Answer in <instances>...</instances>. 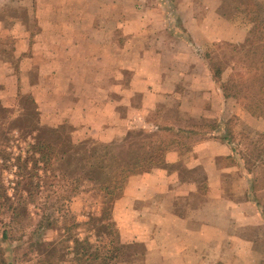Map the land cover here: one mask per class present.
Masks as SVG:
<instances>
[{"label": "rangeland", "instance_id": "obj_1", "mask_svg": "<svg viewBox=\"0 0 264 264\" xmlns=\"http://www.w3.org/2000/svg\"><path fill=\"white\" fill-rule=\"evenodd\" d=\"M206 2L0 0V135L4 133L10 138L6 146L10 162L4 166L0 160V182L9 196L14 198L25 193L16 186L21 178L15 175L24 172L16 167L24 160L33 181L53 176L50 171L46 175L41 162L38 164L40 172L36 170L35 173L38 155L29 148L40 137L58 144L57 155L65 165L76 150L86 147L84 145H113L110 146L112 151L132 140L137 145L141 138L134 135H138L144 126L147 127L145 132L154 133V139L162 145L172 147L181 141L189 150L207 134H219L234 151L233 156L218 162L228 169L222 183L225 196L232 202L248 203L243 207L246 215L239 210L233 224L224 217L207 218L221 228L212 231L208 257L210 254L213 259L215 256L230 259L232 264H264V117L253 116L246 108L253 90L237 93L241 89L238 74L256 73L243 69L245 62L242 60H232V50L245 43L247 38L253 48L263 44V35L258 39L252 33L256 31L253 28L257 22L264 19V0H218V12L230 17L229 25L216 21L188 23L193 16L206 17ZM202 27L220 39L204 40ZM193 31H200L194 40L190 37ZM235 32L241 36L246 33L248 37L234 36ZM208 57H212L213 62ZM215 65L222 68L219 82L212 80L214 71L209 68ZM165 82H172L174 87ZM233 85L239 88L231 89ZM173 88L175 94L170 95L168 92ZM221 94L230 95L226 97L229 100L222 115L218 114L217 104L204 102L211 96L212 99L220 98ZM114 101L118 103L119 115L128 121L122 123L116 140L111 142L105 141V137L113 136L106 131V124L110 122V106ZM181 101H185L184 110L199 112L205 107L211 108L212 113L201 119L184 116L180 110ZM28 116L32 117L29 126ZM140 117L148 124H142L138 120ZM37 123L39 127L33 133L31 126ZM17 124L28 126V129L18 133ZM172 126L193 134L180 136L169 130ZM39 129L46 131L40 136ZM51 130H59V133L54 135ZM186 148H183V155L189 159ZM196 173L195 178L203 181L202 173ZM200 184L203 194L208 188L204 182ZM136 188L142 190L140 196L143 199H130L119 207L117 204V212L114 206V212L112 208L117 240L127 248L125 259L119 264H168L162 259L161 249L165 247L166 239L168 250H173L172 254L178 252L176 233L160 227L163 215L149 212L138 215L134 210L138 207L162 212L177 210L182 217H190L186 206H201V198L193 195L177 198L179 195L176 194L162 197L153 184L143 188L133 186L131 198ZM45 190L50 189L46 187ZM53 190L55 188L50 192ZM97 193L92 183L81 179L70 217L82 225L72 231V236L64 230L61 221L57 229L39 230L32 236L41 216L34 206H29L31 219L22 221L24 229L20 227L21 223L16 224L10 239L2 241L9 260L14 258L11 264L40 263L36 249L30 244L33 239L60 243L66 240L59 247L69 246L70 251H66L63 262L55 264H73L75 254L81 252L73 238L86 240L93 249H98L104 234L96 221L102 210V200ZM202 198L205 203L207 196ZM221 207L212 202L209 205L210 211ZM197 217L200 222L204 220ZM90 219L92 225H83ZM1 220L8 222L9 215L0 216ZM2 231L0 223V236ZM241 240L246 241V246H241ZM21 245L24 253L28 251L25 256L17 251ZM242 255H245L244 259ZM130 258L131 263H127Z\"/></svg>", "mask_w": 264, "mask_h": 264}, {"label": "trees", "instance_id": "obj_2", "mask_svg": "<svg viewBox=\"0 0 264 264\" xmlns=\"http://www.w3.org/2000/svg\"><path fill=\"white\" fill-rule=\"evenodd\" d=\"M252 35L258 39L261 35L264 37V19L257 22V26L253 28ZM248 40V38H247ZM246 40V41H247ZM263 44L259 48H253L249 41H245L240 46H235L232 50V60H242V68L248 72H255V75L239 73L241 89L237 93H242L244 89L253 90L252 98H249L246 104L248 112L253 116L264 117V38ZM210 62H213L212 57H208ZM216 67V68H215ZM213 70V79L217 82L221 81L222 68L215 65ZM231 82V81H230ZM228 87V86H227ZM224 86V88H227ZM231 89L239 88L237 85L230 86ZM227 88V90L230 89ZM259 96L258 98H256ZM225 97L230 95L225 94ZM247 97V95H246ZM39 114L38 110H35ZM32 117H26L27 125H31ZM39 124L33 127V133L38 129ZM22 127L17 124V132L22 133L27 127ZM46 130L39 129L40 136ZM52 134H58L59 130H51ZM134 137H140L139 143L133 140L119 149L112 148L107 144H88L85 148L76 150L69 163L62 164L57 155V145L52 142L40 139L30 145L31 152L38 155L36 159L37 165L39 162L43 164V169L47 175L50 171L53 176H46V179H40L39 182L33 181L30 170L25 166V160L20 166H16L19 170L22 168V174H15L21 178V181L16 182V186L20 187L24 194L11 197L6 192L5 186L0 182V216L9 215V221H0L3 226V231L0 236V264H11L13 259L9 260L6 250L2 246V241L10 239V233L14 231V226L21 223V228L24 229L22 221L25 218L31 219L29 216V206H34L41 219L37 224L38 229L34 228L32 236L39 230H55L58 228V223L61 221L64 230L72 236V231L80 228L82 223L71 220V205L74 203L76 194L80 190V181L85 179L93 184L94 190H97V195L102 200V210L100 217L96 219L104 236L101 239V246L98 249H93L86 240L73 238L74 243L78 244L81 252L76 253L73 264H119L124 260L127 248L120 244L117 240V232L114 226L112 216V208L116 199L123 194L126 180L129 176L150 172L153 168L158 167L159 163L164 164L165 148L154 133H147L144 130L138 132ZM10 138L7 134L0 135V160L4 166L10 162L9 153L6 146L9 145ZM159 143V145H158ZM140 144V145H139ZM92 145V146H90ZM36 170L40 172L41 168ZM25 166V167H24ZM7 167V166H6ZM57 172V174H56ZM40 177V176H39ZM23 178V179H22ZM44 183V186L42 184ZM48 187L50 190H45ZM44 192H43V190ZM70 217V218H69ZM95 223V222H94ZM83 225H92L90 221L84 222ZM97 225V224H93ZM36 230V231H35ZM69 238V237H68ZM67 242L69 240L67 239ZM63 243L58 241H45L44 239L30 240L31 246L36 249L38 254L39 264H55L63 262L66 257V251H70L69 246L59 247ZM17 251H24L21 245ZM23 256L28 254V251L22 253ZM131 259V258H130ZM128 260L127 263H131Z\"/></svg>", "mask_w": 264, "mask_h": 264}, {"label": "crops", "instance_id": "obj_3", "mask_svg": "<svg viewBox=\"0 0 264 264\" xmlns=\"http://www.w3.org/2000/svg\"><path fill=\"white\" fill-rule=\"evenodd\" d=\"M217 1L218 0H207L206 8L208 9V11L206 17L200 19L197 16H193L192 19L188 20V23L192 21L194 23L206 22L207 24L216 21L222 24L225 23L229 25L231 19L230 17H227L225 15L222 16L218 12L219 3ZM199 33L200 31L191 32V39H196ZM201 33L202 38L204 40H208V42L210 41L209 39H214L215 37H218L220 39L218 35L216 36L212 32H209L206 27H202ZM233 35L240 38L248 37V34L243 33L241 36L239 32H235V34ZM3 67L4 66H2V68ZM212 80L214 79L212 78ZM115 83H117V81ZM164 84L170 87H174L172 82H165ZM168 93L170 95H174V88ZM212 98L214 97L211 96V100L208 99L204 102H209V105L217 104L218 114L222 115L225 110L224 105L226 104V102H228L229 99H227L223 94H221L220 98H217V96L215 97V99ZM181 102L182 103L180 104V110L182 115L184 116L188 115L194 119H201L206 118L207 115H210L212 113L211 108L208 109L205 107H202L199 112H194L193 110L187 109L184 110L185 101ZM117 105V101H114L110 106L112 108H110V122L106 124V131H109L108 133H111L110 135L113 136L105 137V141L112 142L116 140L117 134L120 132L119 127L122 126V123L128 121V118L125 117V119L119 115ZM152 109H155V107L153 106ZM138 120L142 124H148L146 123L144 117H140ZM154 127L158 129L157 126ZM146 128L147 127L144 126L143 130L146 131ZM169 130L174 132L176 131L178 134H180V136L182 134H193V132L189 130H180L178 127L176 128L173 126L172 128H169ZM128 131L129 129L127 130V132ZM163 146L167 148L163 159L164 165H159V167H157L156 169H152L150 172L129 176L125 183L123 196L120 197L114 205L116 212L117 204L119 207L121 203L126 201L128 202V200L130 199L135 200L138 198H142L140 196L142 194V190L140 191L137 188L134 192V196L131 198V189L135 185L137 187L143 188L146 184H153L154 188H157V192H159L162 197L167 198H169L170 195L174 194L179 195L177 198H180L182 196L191 197L192 195L193 197L197 196L195 198L200 197L201 206L193 208H189L188 206H186L188 209H185L190 217H182L180 215V212L177 210H163V212L161 210L152 211L138 206V208L134 210V213L138 215H144L146 214V212L161 214L163 215L164 220L159 222L160 227L165 231L171 230L172 232L176 233L175 238H179V240H176L175 246L180 247L179 249H177L178 252L180 251V253L177 254L178 252L174 251L176 254H172L173 250H168V243H165L166 239H164V244L166 245L161 249V256L164 262L168 264H232V260L230 259L222 258L219 256H215V258L213 259L210 254L208 257L207 253V248L211 245L212 242V231H217L220 228V225H218L215 221H211L207 218L209 216H214L215 218L224 217V219L228 220V223L233 224V219H235V216L239 214L238 211H244L243 207H245L244 205H247L248 203L247 201L244 203L232 202L229 197L225 196L222 183L224 182L225 172L228 169L223 168L220 164H218V162L220 159L230 158L234 155L231 144L226 140V138L220 137L219 134L215 135L213 133L211 135L207 134L206 137L196 143L192 148H190V150L184 147V143L181 141L176 142L174 145H171L172 147H168L165 144ZM183 148H186L185 150H188V153L190 155L189 159H186L184 157ZM198 171L202 173L203 181H199L195 178V176H198V174L196 173ZM201 182H204L208 188V190L203 194L200 191ZM180 190H182V192H180ZM206 196L207 200L204 203V199L202 197ZM210 202L214 203L217 206L222 205V207L216 209L215 211L214 209L210 211ZM164 207L167 208V206ZM242 214L243 216H245V211ZM167 215H171L175 219H169ZM197 216H201L202 218H204V220L200 222L199 219H197ZM160 238L162 237L160 236ZM133 239L138 241V238L136 239L135 237H133ZM239 242H242L241 246H246V241L241 240ZM244 257L245 255H242L243 259Z\"/></svg>", "mask_w": 264, "mask_h": 264}]
</instances>
